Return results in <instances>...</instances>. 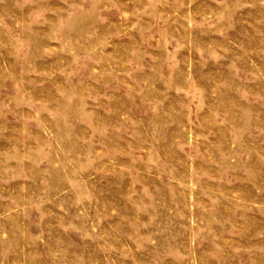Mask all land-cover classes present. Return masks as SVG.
Segmentation results:
<instances>
[{
	"label": "rangeland",
	"instance_id": "374dc122",
	"mask_svg": "<svg viewBox=\"0 0 264 264\" xmlns=\"http://www.w3.org/2000/svg\"><path fill=\"white\" fill-rule=\"evenodd\" d=\"M0 264H264V0H0Z\"/></svg>",
	"mask_w": 264,
	"mask_h": 264
}]
</instances>
